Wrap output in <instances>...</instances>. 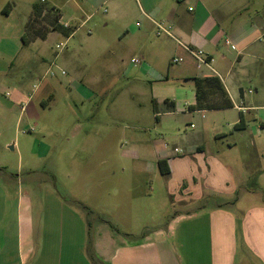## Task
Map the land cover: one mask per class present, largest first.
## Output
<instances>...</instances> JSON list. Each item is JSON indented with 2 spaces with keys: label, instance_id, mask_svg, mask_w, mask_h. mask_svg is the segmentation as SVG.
<instances>
[{
  "label": "rangeland",
  "instance_id": "374dc122",
  "mask_svg": "<svg viewBox=\"0 0 264 264\" xmlns=\"http://www.w3.org/2000/svg\"><path fill=\"white\" fill-rule=\"evenodd\" d=\"M102 1L83 0L89 13L85 20L93 16L82 25L73 0H0V177L8 188L5 196L36 201L54 194L89 219L88 208L97 200L110 209L114 200L126 208L128 201L151 198L152 214L162 210L160 215L169 218L182 209L174 201L178 180L160 174L158 159L174 148L190 155L196 154L192 147L202 146L200 167L216 161L228 170L237 186L235 200L264 203V58L253 61L245 54L228 79L226 65L214 58L213 67L226 78L236 105L248 107L244 112H189L195 98L189 77L199 71L185 60L171 64L174 44L158 38L142 20L138 1L145 5L144 0H108V14L100 10ZM34 6L45 9L41 16ZM52 7L78 30L68 40L53 34L24 47L25 27L31 34L44 32L61 16ZM66 41L58 53L56 45ZM41 46L47 49V62L35 70L24 59L38 56ZM220 47L224 54H235L225 41ZM255 47L264 55V42ZM52 63L59 68L55 77L47 74ZM166 99L176 107L172 113H166ZM241 113L245 127L239 129ZM135 225L139 232L154 223Z\"/></svg>",
  "mask_w": 264,
  "mask_h": 264
},
{
  "label": "crops",
  "instance_id": "0c3cea01",
  "mask_svg": "<svg viewBox=\"0 0 264 264\" xmlns=\"http://www.w3.org/2000/svg\"><path fill=\"white\" fill-rule=\"evenodd\" d=\"M73 1V11L80 15L77 20H85V14L89 13L83 0ZM89 1L95 3L98 0ZM144 2L145 5L138 1L142 20L154 28L155 35L156 23L171 27L172 36L160 38L174 44L175 52L187 61L193 72L197 71L195 60L186 47L203 50L212 58L213 64L216 56L226 65L227 79L232 76L234 65L246 60L245 54L253 61L264 58L255 47L258 42H264L260 40L264 35V0ZM102 3L108 5V0ZM52 8L60 12L62 20L61 9ZM53 34L65 37L54 31L47 39H38L24 47L45 42ZM222 41L231 45L235 54H224L220 47ZM46 52V47H39L38 56L28 55L25 64L32 62L34 69L39 70L47 62ZM177 54L172 58L178 57ZM216 72L233 104L228 109L243 104L236 105L226 78ZM199 76L200 73L194 72L190 81ZM246 96L244 92L242 98ZM195 101L196 95L192 105ZM166 104V113H172L174 103L166 99ZM241 114L236 125L244 119ZM156 121H160L159 113H156ZM191 150L196 154L178 155L164 151L158 159V162L165 160L170 169L169 175H164L158 164L160 174L176 176L178 180L174 201L181 204L182 209L169 218L160 215L162 210L152 214L151 198L128 201L126 208L114 200L110 209L102 205L101 199L97 200L94 207L90 205L91 209L84 206L88 208V214L93 215L90 219L73 210L69 201L54 194L36 201L9 200L0 177V264H264V203L235 200L234 176L220 168L216 161L212 166L200 167L203 147L195 146ZM3 172L1 170L0 175ZM94 192L99 198L98 191ZM251 194L254 193H248V197ZM101 214L113 219H103ZM136 223L154 225L137 232Z\"/></svg>",
  "mask_w": 264,
  "mask_h": 264
},
{
  "label": "trees",
  "instance_id": "16d2710c",
  "mask_svg": "<svg viewBox=\"0 0 264 264\" xmlns=\"http://www.w3.org/2000/svg\"><path fill=\"white\" fill-rule=\"evenodd\" d=\"M51 9L52 11H54V8ZM34 10H35V15L41 16V14L45 9H43V7L41 6H34ZM7 14H9V10L7 11ZM60 19L61 18L59 16L55 19V22H53V24H48L50 26V29L48 30L46 29L44 32L41 31V32H36L35 34H31L32 31H28V29L25 27V31L22 36L23 44L29 45L30 43L35 42L38 39L45 40L47 39L48 34L54 31L61 32L65 36V38H70L73 35L74 31L64 28L60 24ZM191 80L193 81L195 87L196 101L194 105L189 106L188 109L190 111L194 112V111L221 110V109H228L233 107L229 94L219 77L199 76V77H194ZM244 127H245V122L244 119L242 118L240 123L236 125V128L241 129ZM158 164L161 173L164 175H169L170 169L168 167L167 162L165 160H160Z\"/></svg>",
  "mask_w": 264,
  "mask_h": 264
},
{
  "label": "built area",
  "instance_id": "2783aa9c",
  "mask_svg": "<svg viewBox=\"0 0 264 264\" xmlns=\"http://www.w3.org/2000/svg\"><path fill=\"white\" fill-rule=\"evenodd\" d=\"M42 2H45V0H41ZM100 10L103 12V13H107L108 12V7H107V4L104 3L101 7H100ZM98 12V11H96ZM93 14L88 16L86 20H84L82 22V25H84L88 20H90V18H92ZM60 24L64 27V28H67V29H70L73 32V34L76 32V30H78L77 27H75L74 24H72L71 21H67V22H63L62 20H60ZM156 26H157V31H156V35L157 37H162V36H172V33H171V27L169 26H166L165 24L163 23H156ZM69 38H67L68 40ZM260 40H264V35L261 36ZM229 43V42H227ZM67 47V41L66 42H62L60 44H57L56 45V49L59 52L63 51L65 48ZM187 51L190 53V55L193 57V59L195 60V65H196V69L197 71H199V73L201 74V76L203 77H211V76H217L219 77V75L217 74L216 70L214 69L213 67V60L212 58H210L203 50H194V49H191L189 47H186ZM184 61V58L183 57H174L172 58L171 60V64H180ZM132 62L134 64H139L140 63V60H137V59H133ZM54 66V67H53ZM55 68L59 69L58 66L56 64H52V67H50V69L47 71V74H49L50 76H56V71H55ZM205 70H208V72H204ZM61 74L62 75H66L65 71L64 70H61ZM38 88V85H34L33 86V90L34 92L37 90ZM249 94H252L254 93L253 90H249L248 92ZM9 94V93H8ZM237 108L241 111H245L246 108L244 105H239L237 106ZM174 152L175 154H178V155H184L182 150L179 149V148H174Z\"/></svg>",
  "mask_w": 264,
  "mask_h": 264
}]
</instances>
